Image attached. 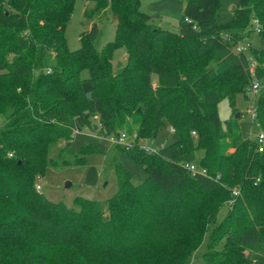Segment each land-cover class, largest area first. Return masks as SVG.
<instances>
[{
    "label": "trees",
    "instance_id": "1",
    "mask_svg": "<svg viewBox=\"0 0 264 264\" xmlns=\"http://www.w3.org/2000/svg\"><path fill=\"white\" fill-rule=\"evenodd\" d=\"M74 1L0 0V264H150L171 240L179 252L161 264H184L204 236L205 264H257L264 151L241 140L232 121L222 128L215 105L237 93L249 99L246 55L233 47L244 31L264 39V0H237L223 25L219 0H185L175 33L151 26L138 0H82L92 3L83 12L91 23L69 51L64 28ZM107 15L114 38L96 51L97 22ZM117 49L125 60L112 71ZM248 56L264 83V48ZM254 109L264 130V96ZM164 127L165 147L147 153L138 145ZM86 128L134 132L131 149L114 147L145 179L131 184L113 162L117 190L106 201L76 197V209L48 201L34 186L49 146ZM90 153L82 148L76 164ZM189 164L206 174L191 175Z\"/></svg>",
    "mask_w": 264,
    "mask_h": 264
},
{
    "label": "rangeland",
    "instance_id": "2",
    "mask_svg": "<svg viewBox=\"0 0 264 264\" xmlns=\"http://www.w3.org/2000/svg\"><path fill=\"white\" fill-rule=\"evenodd\" d=\"M138 3L139 10L149 17L148 23L151 26L173 33L177 32L185 0H138ZM219 4L222 10L217 14L215 20L217 24L223 25L231 20L232 12L237 6V0H219ZM91 7L92 3L90 2L74 1L69 21L64 28V40L67 50H76L79 46V34L89 29L91 20L85 19L83 12ZM97 26L99 34L95 41V50L100 51L104 44L114 38V21L107 15L97 22ZM241 36L242 42L240 45L246 50V54H248L250 49L259 51L264 48V39L259 38L255 31L250 33L244 31ZM124 60V51L122 49L115 50L111 58L112 71L122 66ZM259 96H264V88L260 90L258 96L253 100L245 99L241 93L234 95L231 103L226 98L221 99L215 105V112L221 127L223 128L227 121H232L236 125L241 140L249 139L250 141H255L258 134L264 135V130L259 127L255 118L253 120L250 119L248 113ZM1 122L2 120H0ZM118 131L123 132L127 139L134 140V132H127L125 128H121ZM169 135L168 128L164 127L154 139L138 141V145L144 146L148 150L156 151L169 144ZM108 137L98 136L90 128H86L80 132H73L71 139L66 142L58 141L50 145L47 153L49 163L45 167L43 176L35 181V185L40 187L39 192L48 201L61 202L66 207L73 209H76L73 204V200L76 197L102 203L112 197L117 190L113 162L118 163L130 173L131 184L137 185L142 182L145 179L143 171L124 152L111 145L108 142ZM88 146L93 148L95 153L83 155L84 162L76 164L79 162L78 156H81L80 150ZM85 149L89 150V148ZM195 157L199 158L200 153H196ZM65 184H68V186L65 187ZM226 210V205H223L218 210L215 217L216 223H219L224 218ZM181 233L177 237H181ZM173 241L159 244L161 249L158 253L161 257L156 259L154 256L153 258L155 259L150 264L171 262L172 255L179 252V243ZM206 241L207 238L204 236L184 264H205L202 255ZM251 259L257 264H264L263 255H252Z\"/></svg>",
    "mask_w": 264,
    "mask_h": 264
},
{
    "label": "built area",
    "instance_id": "3",
    "mask_svg": "<svg viewBox=\"0 0 264 264\" xmlns=\"http://www.w3.org/2000/svg\"><path fill=\"white\" fill-rule=\"evenodd\" d=\"M252 25H253V28L255 30L258 28V23L255 20L252 21ZM241 42H242V40L238 41L234 45L233 52L236 54L246 55L247 73H248L249 77L251 78L250 84H249L248 89H247V95H248L249 99L253 100L254 98H256L258 96L260 90L262 88H264V83L255 77V67H256L255 62L251 56H248V54L245 53L246 50H244V48L241 47V45H240ZM261 68H264V66H262ZM248 113L250 115V119L253 120L255 118L254 106L252 107L251 110L248 111ZM192 135H194V134H192ZM108 142L111 145H113L115 147L122 148L124 150H129L132 147V140L127 139L126 135L123 132H118L116 134L109 135ZM255 142L257 145V150L262 151L264 148V135L258 134L256 136ZM140 147L145 152H148V153H154L155 152V151L148 150L144 146L143 147L140 146ZM185 168L188 169V171L191 175H194V174L205 175L206 174L205 169L198 168L194 164L185 165ZM34 188L36 191L40 190V187L38 185H35ZM233 194L235 195L236 193H233Z\"/></svg>",
    "mask_w": 264,
    "mask_h": 264
},
{
    "label": "water",
    "instance_id": "4",
    "mask_svg": "<svg viewBox=\"0 0 264 264\" xmlns=\"http://www.w3.org/2000/svg\"><path fill=\"white\" fill-rule=\"evenodd\" d=\"M237 117V116H236ZM93 129H95V126L93 127ZM68 186V184H65V187H67Z\"/></svg>",
    "mask_w": 264,
    "mask_h": 264
}]
</instances>
